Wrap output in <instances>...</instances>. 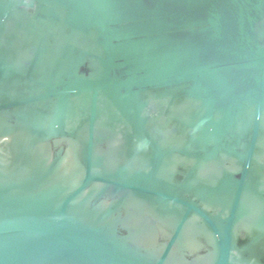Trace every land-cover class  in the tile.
Returning a JSON list of instances; mask_svg holds the SVG:
<instances>
[{
  "label": "water",
  "instance_id": "1",
  "mask_svg": "<svg viewBox=\"0 0 264 264\" xmlns=\"http://www.w3.org/2000/svg\"><path fill=\"white\" fill-rule=\"evenodd\" d=\"M0 264H264V0H0Z\"/></svg>",
  "mask_w": 264,
  "mask_h": 264
}]
</instances>
